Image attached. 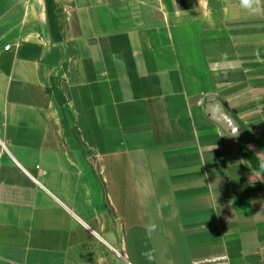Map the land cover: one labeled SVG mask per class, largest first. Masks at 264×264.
Returning <instances> with one entry per match:
<instances>
[{
  "label": "crops",
  "instance_id": "0c3cea01",
  "mask_svg": "<svg viewBox=\"0 0 264 264\" xmlns=\"http://www.w3.org/2000/svg\"><path fill=\"white\" fill-rule=\"evenodd\" d=\"M0 264H264V0H0Z\"/></svg>",
  "mask_w": 264,
  "mask_h": 264
},
{
  "label": "clouds",
  "instance_id": "9594fccd",
  "mask_svg": "<svg viewBox=\"0 0 264 264\" xmlns=\"http://www.w3.org/2000/svg\"><path fill=\"white\" fill-rule=\"evenodd\" d=\"M241 6L248 9L249 11L256 13L259 11V5L261 0H240ZM155 229V226L149 231V236L151 235V231ZM145 256L149 260L153 259L154 257L150 253H144Z\"/></svg>",
  "mask_w": 264,
  "mask_h": 264
},
{
  "label": "built area",
  "instance_id": "2783aa9c",
  "mask_svg": "<svg viewBox=\"0 0 264 264\" xmlns=\"http://www.w3.org/2000/svg\"><path fill=\"white\" fill-rule=\"evenodd\" d=\"M9 49H10V47H7V48L5 49V51H9Z\"/></svg>",
  "mask_w": 264,
  "mask_h": 264
}]
</instances>
